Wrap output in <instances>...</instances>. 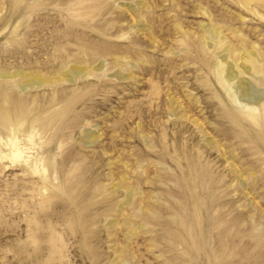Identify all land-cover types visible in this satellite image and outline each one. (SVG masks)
Instances as JSON below:
<instances>
[{
  "label": "rangeland",
  "instance_id": "1",
  "mask_svg": "<svg viewBox=\"0 0 264 264\" xmlns=\"http://www.w3.org/2000/svg\"><path fill=\"white\" fill-rule=\"evenodd\" d=\"M218 60L264 95V0H0V264H264V115Z\"/></svg>",
  "mask_w": 264,
  "mask_h": 264
},
{
  "label": "bare ground",
  "instance_id": "2",
  "mask_svg": "<svg viewBox=\"0 0 264 264\" xmlns=\"http://www.w3.org/2000/svg\"><path fill=\"white\" fill-rule=\"evenodd\" d=\"M211 34L214 36L213 32H211ZM206 46L207 45L201 44L202 48H205ZM66 67L67 65L65 63L62 64V68H66ZM215 72L217 75V81L223 88H225L227 95L230 96L233 100L237 98H241L245 102V104L248 106L247 107L248 117L252 119L254 123H258L259 116L261 114L264 115V95L257 94L256 96H253L254 94L251 93L253 91L250 88L249 81L244 80L241 77H239V74L241 73V69H238V70L233 69V67L227 66V64H225L222 60L217 61L215 65ZM86 73H90V71L87 69L85 65H80L79 63H75L69 66L67 70L64 71L63 73H59V76H57V80L63 81V80H69V79L76 78V77L79 78ZM33 79L34 81L38 80L36 78H33ZM233 79H235L236 81L234 82V84L231 83V80ZM7 114L8 112L5 113L4 116H6ZM234 119L235 121L239 122V124H241V128L243 130L244 126L242 125V122L244 118L239 117V115L237 114V115H234ZM31 137L32 135L29 134L28 139H30ZM8 144L10 148L8 156L12 161H17V160L27 161L26 158H28V156H26V154L28 152L29 147L23 146L18 140L17 136L13 134L8 139ZM29 166L32 167L33 170L35 171L39 170L38 169L39 167L36 162H34L32 165H29ZM41 169L44 170V168H41Z\"/></svg>",
  "mask_w": 264,
  "mask_h": 264
}]
</instances>
